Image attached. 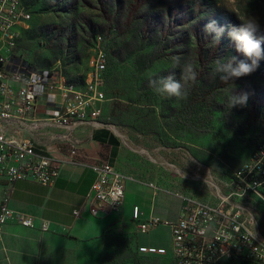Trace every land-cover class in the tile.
I'll return each mask as SVG.
<instances>
[{"label":"rangeland","instance_id":"obj_1","mask_svg":"<svg viewBox=\"0 0 264 264\" xmlns=\"http://www.w3.org/2000/svg\"><path fill=\"white\" fill-rule=\"evenodd\" d=\"M22 1L32 19L16 37L17 56L39 67L58 69L65 85L73 84L88 93L85 79L92 59L99 50L104 52V98L90 103L89 117L115 131L128 154L126 164L134 168L137 179L138 174L148 171L151 179L158 181L164 192L158 194L156 206L164 208L168 200L180 202L167 190L214 201L212 191L202 186V176L209 169L217 178L226 179L248 160L264 137V59L251 74L239 78L228 77L225 67L247 59L236 50L229 35L233 28L255 17L260 25L255 35L264 37V0ZM129 8L135 12V27L142 26L149 38L140 53L146 56L142 59L151 61L149 53L155 46L159 48V61L145 74L135 73L131 66L139 55L133 56L124 69L121 62ZM212 21L215 25L206 30ZM132 43L131 51L141 45ZM113 60L117 67L111 65ZM123 72H134L135 92L150 77L158 80L151 105L142 109L123 101ZM114 74L119 76L118 98ZM168 77L182 84L185 99L160 91ZM245 95V102L233 103ZM61 116L13 124L10 131L33 141L53 137L66 125L65 109ZM140 119L155 124L156 132L139 131L136 126ZM260 210L264 212V205ZM130 226L75 242L39 229L7 225L0 230V264L172 263L170 253L156 256L139 252L140 246L170 250L168 230L159 228L144 234Z\"/></svg>","mask_w":264,"mask_h":264},{"label":"built area","instance_id":"obj_2","mask_svg":"<svg viewBox=\"0 0 264 264\" xmlns=\"http://www.w3.org/2000/svg\"><path fill=\"white\" fill-rule=\"evenodd\" d=\"M31 19L32 13L22 0H0V176L52 185L60 174L58 164L33 140L12 134L10 127L56 120L64 109L65 127L68 119L95 122L89 117V107L92 101L104 98L106 59L102 50L93 57L85 79L88 93L73 84L65 85L58 69L39 67L15 54L16 37ZM71 155H77L74 145ZM94 169L96 180L87 209L92 215L119 211L125 203L126 183L135 178L110 162ZM200 181L212 191L214 201L175 192L182 206L174 220L153 215L142 221L139 207L134 208L140 233L166 228L170 235V250L140 246L139 252L156 256L170 253L171 264H264V212L260 210L264 205V137L248 160L226 179L217 178L208 169ZM150 186L156 197L159 186ZM75 215L80 217L81 210ZM9 224L49 231L47 223L13 211L7 194L0 200V230Z\"/></svg>","mask_w":264,"mask_h":264},{"label":"crops","instance_id":"obj_3","mask_svg":"<svg viewBox=\"0 0 264 264\" xmlns=\"http://www.w3.org/2000/svg\"><path fill=\"white\" fill-rule=\"evenodd\" d=\"M68 123L69 126L63 127L61 132L58 130L55 136L34 141L42 148L43 154L60 167L56 181L52 185H44L32 180H8L0 176V200L9 194V206L13 211L33 217L38 223H47L48 234L75 242L97 239L117 228L127 230L130 225L138 230L133 213L135 207H139L142 221L153 215L170 220L178 218L181 200H168L164 208L156 206L158 195H153L150 184L158 186V181H153L148 171L138 174L140 179L134 176V168L126 164L128 154L109 125L71 122L69 119ZM73 145L77 148L75 156L71 155ZM102 162H110L121 173L135 180L127 181L125 203L119 211L92 215L86 204L96 180L94 166ZM159 188V193L164 192L163 188ZM169 191L174 198V192ZM78 210H81L80 217L75 215Z\"/></svg>","mask_w":264,"mask_h":264},{"label":"trees","instance_id":"obj_4","mask_svg":"<svg viewBox=\"0 0 264 264\" xmlns=\"http://www.w3.org/2000/svg\"><path fill=\"white\" fill-rule=\"evenodd\" d=\"M129 10H130L128 13L129 23H127L125 25L124 30H123V36L126 37L125 41L127 43L125 45H123V60L121 62H123V69H124V65L128 64V61L133 56L139 55L136 58V60H133L131 66L134 68L135 73L145 74L146 72H149L150 70H152L154 64L159 61L158 60L159 48H158V46L157 47L155 46L152 49L151 53H149L148 56L152 57L151 61H149L148 59H142L143 57H146V56H144L140 53H142L144 51V47L147 46V44H148L147 40L149 38L148 37L146 38L145 29H143L142 26H140L139 28L135 27V25H134L135 12H134L133 8H129ZM131 38H133L134 41H130ZM132 42L140 43L142 46L140 45L139 48H137L134 51H131V47L133 44ZM160 50H162V49H160ZM117 55L120 56V53L119 54L117 53ZM121 56H122V53H121ZM111 65L114 67H117L118 63H116L113 60ZM133 73L125 75L123 72V101L127 102L128 104H130L132 106L141 107L142 109H144L147 106L151 105L150 100L152 98V95L154 94L155 87H157L156 83H158L157 82L158 80L156 78L150 77L148 80H145L144 83L141 82L138 86V92H135L134 88L137 89V85L132 84V82L135 81V80H133L134 75H135ZM113 77H114V85L116 86V87L113 86V88H115V90H116L115 94L117 95L115 97L118 98V96L121 94L120 88L117 87L118 85H120L119 76L114 74ZM147 83L152 85V86H148ZM148 87H150L149 90L147 89ZM138 123L139 124L136 127L139 129V131H144V132H148V133H155L156 132L155 124H150L149 122H146V120H142V119H140L138 121Z\"/></svg>","mask_w":264,"mask_h":264},{"label":"clouds","instance_id":"obj_5","mask_svg":"<svg viewBox=\"0 0 264 264\" xmlns=\"http://www.w3.org/2000/svg\"><path fill=\"white\" fill-rule=\"evenodd\" d=\"M215 21H212L209 26H206V30L212 25H215ZM223 29H221L222 31ZM260 30V25L255 17H250L247 21L242 22L238 28H233L229 33L231 39L235 42L236 50L246 57V60H240L235 65L229 62L225 67L228 77H242L251 74L259 65V61L264 59V37L257 38L256 33ZM235 59V58H233ZM247 61H251L250 63ZM195 79V74H193ZM224 79L225 77H221ZM182 84L178 81H174L171 77H168L163 81V87L161 92H166L169 96H175L179 99H185L186 94L181 91ZM247 99L246 95L241 97L239 101L234 100L233 103H243Z\"/></svg>","mask_w":264,"mask_h":264}]
</instances>
